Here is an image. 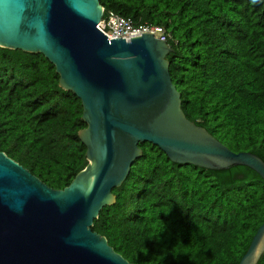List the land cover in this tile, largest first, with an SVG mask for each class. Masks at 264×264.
I'll list each match as a JSON object with an SVG mask.
<instances>
[{
    "label": "trees",
    "instance_id": "trees-1",
    "mask_svg": "<svg viewBox=\"0 0 264 264\" xmlns=\"http://www.w3.org/2000/svg\"><path fill=\"white\" fill-rule=\"evenodd\" d=\"M162 28L185 117L264 162V0H98ZM80 99L40 53L0 47V152L61 190L87 165ZM92 231L132 264H239L264 221V180L246 166L178 164L143 142ZM257 264H264V254Z\"/></svg>",
    "mask_w": 264,
    "mask_h": 264
},
{
    "label": "water",
    "instance_id": "water-1",
    "mask_svg": "<svg viewBox=\"0 0 264 264\" xmlns=\"http://www.w3.org/2000/svg\"><path fill=\"white\" fill-rule=\"evenodd\" d=\"M98 0H0V47L42 54L59 86L81 101L79 138L87 165L55 190L0 152V264H132L92 231L115 202L113 188L141 157L140 143L170 161L209 170L246 166L264 180V162L234 153L189 121L172 84V47L152 34L108 40ZM264 254V221L239 264Z\"/></svg>",
    "mask_w": 264,
    "mask_h": 264
},
{
    "label": "built area",
    "instance_id": "built-area-1",
    "mask_svg": "<svg viewBox=\"0 0 264 264\" xmlns=\"http://www.w3.org/2000/svg\"><path fill=\"white\" fill-rule=\"evenodd\" d=\"M97 28L104 33L108 40L124 38L130 40L134 35L152 34L161 41L167 40L162 28L144 24H134L131 19L117 16L103 10Z\"/></svg>",
    "mask_w": 264,
    "mask_h": 264
},
{
    "label": "clouds",
    "instance_id": "clouds-1",
    "mask_svg": "<svg viewBox=\"0 0 264 264\" xmlns=\"http://www.w3.org/2000/svg\"><path fill=\"white\" fill-rule=\"evenodd\" d=\"M166 43H167V41H166Z\"/></svg>",
    "mask_w": 264,
    "mask_h": 264
}]
</instances>
